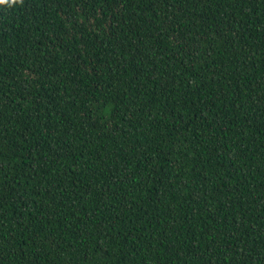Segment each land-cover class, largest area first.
Listing matches in <instances>:
<instances>
[{
    "label": "trees",
    "instance_id": "obj_1",
    "mask_svg": "<svg viewBox=\"0 0 264 264\" xmlns=\"http://www.w3.org/2000/svg\"><path fill=\"white\" fill-rule=\"evenodd\" d=\"M0 264H264V0H0Z\"/></svg>",
    "mask_w": 264,
    "mask_h": 264
}]
</instances>
